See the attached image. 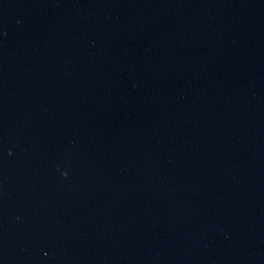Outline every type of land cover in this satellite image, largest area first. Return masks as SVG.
Instances as JSON below:
<instances>
[{
  "label": "water",
  "instance_id": "water-1",
  "mask_svg": "<svg viewBox=\"0 0 264 264\" xmlns=\"http://www.w3.org/2000/svg\"><path fill=\"white\" fill-rule=\"evenodd\" d=\"M0 264H264V0H0Z\"/></svg>",
  "mask_w": 264,
  "mask_h": 264
}]
</instances>
